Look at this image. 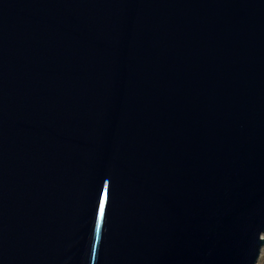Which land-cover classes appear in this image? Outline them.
Wrapping results in <instances>:
<instances>
[{
	"label": "water",
	"instance_id": "water-1",
	"mask_svg": "<svg viewBox=\"0 0 264 264\" xmlns=\"http://www.w3.org/2000/svg\"><path fill=\"white\" fill-rule=\"evenodd\" d=\"M263 234L264 0H0V264H257Z\"/></svg>",
	"mask_w": 264,
	"mask_h": 264
},
{
	"label": "rangeland",
	"instance_id": "rangeland-1",
	"mask_svg": "<svg viewBox=\"0 0 264 264\" xmlns=\"http://www.w3.org/2000/svg\"><path fill=\"white\" fill-rule=\"evenodd\" d=\"M257 264H264V247H263V250L261 252V256H260Z\"/></svg>",
	"mask_w": 264,
	"mask_h": 264
},
{
	"label": "snow or ice",
	"instance_id": "snow-or-ice-1",
	"mask_svg": "<svg viewBox=\"0 0 264 264\" xmlns=\"http://www.w3.org/2000/svg\"><path fill=\"white\" fill-rule=\"evenodd\" d=\"M106 200H107V191H105V194H104V201ZM103 209H104V203L102 202L100 205L101 214L103 213Z\"/></svg>",
	"mask_w": 264,
	"mask_h": 264
},
{
	"label": "bare ground",
	"instance_id": "bare-ground-1",
	"mask_svg": "<svg viewBox=\"0 0 264 264\" xmlns=\"http://www.w3.org/2000/svg\"><path fill=\"white\" fill-rule=\"evenodd\" d=\"M263 237H264V234H263Z\"/></svg>",
	"mask_w": 264,
	"mask_h": 264
}]
</instances>
